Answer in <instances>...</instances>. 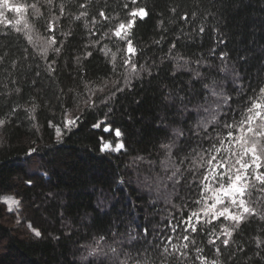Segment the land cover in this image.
I'll return each mask as SVG.
<instances>
[{"label": "trees", "instance_id": "16d2710c", "mask_svg": "<svg viewBox=\"0 0 264 264\" xmlns=\"http://www.w3.org/2000/svg\"><path fill=\"white\" fill-rule=\"evenodd\" d=\"M21 4L26 11L12 12L11 19L5 10L12 25L0 23V119L5 121L0 125V264H120L124 253L135 255L139 247L129 243V225L136 232L149 229L148 241L159 246V254L152 248L141 250L149 264H264V219L260 216L237 226L228 246L220 241L209 243L222 226L232 227L223 218L207 226L210 234L191 233L190 241L195 243L183 240L187 233L171 231L169 221L174 224L180 216L186 218L198 210L193 207L199 199L197 181L186 172L177 187L171 183L163 187L166 155L159 148L162 133L154 126L163 95L158 84L171 86V81L157 79V74L166 77L178 68L168 57L195 60L207 58L213 48L217 57L226 51L244 77L237 84L243 86L242 103H247L252 90L258 93L257 85L264 87V0H137L135 5L130 0H52L51 4L21 0ZM132 7H144L149 13L133 34L141 74L131 87L122 85L110 101L105 98V106L98 99L104 96L99 90H107L121 73L130 71L121 67L125 42L105 33L124 21ZM101 10L107 21L99 17ZM51 21L56 25L59 54L47 43L53 34L47 29ZM218 37L223 39L220 45ZM105 46L107 55L100 51ZM51 61L56 62V71L50 73L47 64ZM154 62L156 67H152ZM141 65L148 66L152 75L144 73ZM228 94L236 107L241 96L231 86ZM89 100L96 102L95 109H86ZM77 116L76 127L65 130L58 140L49 121L62 126L65 119ZM96 123L100 129L92 127ZM196 123L193 113L185 124L174 126L187 130ZM104 127L110 133L103 132ZM116 129L122 133L119 138L114 135ZM101 137L113 148L118 142L125 148L101 153ZM30 149H36L31 156ZM193 149L199 151L193 143L187 152L173 156L174 166L190 169L193 163L199 164ZM181 160L185 161L182 165ZM121 180L123 187L118 183ZM257 195L253 194V200ZM9 198L20 202L11 211ZM254 206L264 209V204ZM32 228L42 236L35 237ZM97 242L106 255H89ZM165 246L172 255L164 254ZM109 247L120 255L113 256ZM161 254L166 260L160 259Z\"/></svg>", "mask_w": 264, "mask_h": 264}, {"label": "snow or ice", "instance_id": "6c2138e0", "mask_svg": "<svg viewBox=\"0 0 264 264\" xmlns=\"http://www.w3.org/2000/svg\"><path fill=\"white\" fill-rule=\"evenodd\" d=\"M49 4L52 0H47ZM132 5L137 3V0H130ZM34 7V6H32ZM84 7V5H81ZM222 7V5H221ZM129 8L128 4L124 5V9ZM5 10L8 12H15L23 14L26 11L25 5L14 4L12 0H0V23L12 25V21L7 20ZM63 12V7H61ZM86 16L87 13H82ZM99 17L107 21L109 19L103 10L99 11ZM149 13L144 7H132L127 11L124 21L119 22L114 28L105 35L114 36L126 44V55L122 58L121 67L130 71H125L120 74L119 79L112 82L111 87L107 90L100 89L104 92L103 97H98L102 103H105V98L111 100L117 92L124 88L132 86V80H139L140 71L137 70L136 55L138 49L133 44V34L138 23L143 22ZM80 19V17H76ZM97 23L95 18L92 21ZM21 23L20 19L15 21L16 25ZM25 27H28L25 24ZM49 33H53L48 37V46L55 54H59L60 49L55 47L57 44L55 21L47 24ZM21 31L20 28L16 29ZM204 32V28L199 29ZM31 42V36L28 37ZM163 38L156 43H162ZM98 43V42H97ZM223 43L222 37L217 38V45ZM175 44L172 45L174 49ZM105 48L100 49L107 55ZM46 51V50H45ZM162 51V49H161ZM171 52L172 49H169ZM91 56V53H88ZM165 58H162V61ZM170 62L174 61L178 68H174L173 72L166 77H159L157 79H168L171 81V86L166 84H158V88L163 93L160 97L158 122L154 123L155 129L158 133H162L159 137L161 143L160 150L165 153L166 161L164 162L165 183L163 187H167L171 183L175 188L181 180L186 179L185 173L188 172L193 175L197 181L195 185L199 194V199L193 202V207L198 206V210L191 211L185 216H180L173 224L169 221V226L173 233L181 230L183 233V240L190 241V234L204 232L206 235L210 234L208 225L213 221L223 218L229 221L232 227L222 226V231L216 235L215 239L209 240V243L216 245L217 241L224 246L230 244V238L233 232L236 231L237 226L245 222L249 217L260 216L264 219V209L254 206L256 203L264 204V87L257 85L258 93L252 90V96L248 97L247 103H242L243 86L237 87V84L244 77L241 76L240 71L234 63H232L228 52L222 51L219 56L216 55V49L213 48L208 51L207 58L199 56L195 60H185L183 56L175 58L168 57ZM213 60H218L219 63H212ZM55 61L47 64L48 72H55ZM152 67H156L155 62ZM144 73L152 75L148 66L141 65ZM115 74V68L113 69ZM187 76L188 79H184ZM39 78V73H37ZM51 79V77H49ZM150 83V82H149ZM231 86V91L236 92L241 96V100H236V107H233V98L229 96L228 91ZM197 100V104L192 105L193 100ZM192 105V107H189ZM105 106L107 104L105 103ZM96 102L86 101V109H95ZM14 112L15 109H12ZM111 112V109H109ZM195 113L197 117L196 125H188L187 130L182 127H175L176 124H185L187 119ZM237 117H239L237 119ZM80 117L75 119H65L62 126L60 124H49L54 127L55 134L60 140L65 130H70L76 127ZM229 120L231 122H229ZM223 121V123H221ZM5 121L0 119V125ZM212 125L211 130L209 125ZM95 129H100L101 124L96 123L92 125ZM105 133H110L109 127L102 129ZM226 133V135L224 134ZM114 135L119 138L122 133L119 129L115 130ZM195 143L199 148L197 152L193 149L192 154L197 156L199 164L193 163L192 168L183 169L182 167L174 166L176 161L173 156L179 157L180 153L187 152V150ZM208 147L205 148L204 145ZM125 148L124 143L118 142L113 145L111 142H106L101 137L100 151L105 153L108 151L120 152ZM36 152V149H30L29 155ZM167 161H171L168 163ZM185 161L181 160L182 165ZM203 172L200 173V169ZM170 172V174H168ZM31 183V182H29ZM119 186L123 187L125 181L118 182ZM258 193L255 200L253 194ZM9 211L12 210V205H19V201L9 198ZM104 212V215H107ZM133 223H138L134 220ZM199 225V227H198ZM32 233L35 237L40 238L42 233L36 228H32ZM153 232L156 230L153 229ZM214 232L215 230L212 229ZM135 232V234H133ZM149 229L144 228L142 232H136L135 229L128 226L129 243L135 242L139 247L136 248V254L124 253V260L120 264H149V260L141 255V250L147 252L148 248H152L159 254V246L148 241L147 237ZM223 237V238H222ZM160 238V237H157ZM168 241L172 240V236L165 237ZM103 239V237H101ZM195 243L194 241H190ZM187 249L188 244L182 245ZM175 248V245H173ZM220 249L217 248V251ZM109 253L118 257L120 252L116 248L109 247ZM199 252V249H197ZM164 254L172 255L168 252V247L165 246ZM103 254L97 247L89 252L90 256ZM259 255V253H257ZM166 256L161 254L160 259L166 260ZM199 258V257H197ZM151 264H155L152 261ZM213 264H216L213 261ZM257 264H260L258 261Z\"/></svg>", "mask_w": 264, "mask_h": 264}, {"label": "rangeland", "instance_id": "374dc122", "mask_svg": "<svg viewBox=\"0 0 264 264\" xmlns=\"http://www.w3.org/2000/svg\"><path fill=\"white\" fill-rule=\"evenodd\" d=\"M12 3H14V4H21V0H12ZM6 13H7V15H9V17H7V18H10V19H11L12 16L15 15V13L8 12V11H6ZM6 13H5V15H6Z\"/></svg>", "mask_w": 264, "mask_h": 264}]
</instances>
